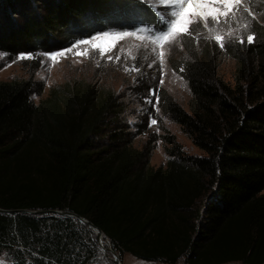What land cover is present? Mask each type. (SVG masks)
Wrapping results in <instances>:
<instances>
[{
  "label": "trees",
  "instance_id": "1",
  "mask_svg": "<svg viewBox=\"0 0 264 264\" xmlns=\"http://www.w3.org/2000/svg\"><path fill=\"white\" fill-rule=\"evenodd\" d=\"M134 1L0 0V52L53 53L137 25L166 31ZM248 8L263 30L264 0ZM252 33L244 48L194 36L171 60L190 98L185 108L161 90L159 110L203 155H185L166 132L164 167L150 165V148L134 147L121 96L97 68L96 81L53 87L37 104L41 84L0 81V209L12 212L0 214V255L23 249L38 264H98L93 239L84 255L75 250L85 244L74 226L86 227L57 213L68 212L120 256L264 264V36ZM224 55L235 61L231 82L219 74Z\"/></svg>",
  "mask_w": 264,
  "mask_h": 264
},
{
  "label": "rangeland",
  "instance_id": "2",
  "mask_svg": "<svg viewBox=\"0 0 264 264\" xmlns=\"http://www.w3.org/2000/svg\"><path fill=\"white\" fill-rule=\"evenodd\" d=\"M42 2L45 3V0ZM134 2L147 6L153 17L167 31V18L161 19V15L168 9L160 0H135ZM251 3H255V0H240L238 5L233 4V11L227 18L220 17L219 23L212 21L209 27L204 26L203 17L190 14L189 19H192L194 23L189 25V32L175 39L169 37L165 40L162 32L148 25H137L132 30L123 32H105L109 34L107 38H104V33H101L90 38L75 40L69 48L53 53L36 52L10 56L0 52V81L29 79L36 85L41 84L42 94L36 92L31 96L33 102L37 104L48 96L53 87L74 80L96 81L94 69L97 68L101 71V76L105 75L101 81L103 87L113 89L121 96L124 121L128 132L132 134L134 147L142 149L147 146L152 150L151 166L158 168L166 165L168 159L166 150L170 147L163 139L166 132L175 138L185 155L201 156L203 154L191 144L181 128L162 115L156 96L163 90L186 108L190 98L187 86L170 67L172 59H178L179 55L185 54L183 47L185 40H191L194 36H203L218 45L230 41L238 48H244L250 44L247 42V37L250 34L253 37L252 32H259L261 36H264V26L261 27L263 30L259 29L260 24L256 22L255 16L248 8ZM211 6L221 11L225 10L221 3ZM203 11L201 9V12ZM3 23L4 21H0L1 26ZM124 33L128 35H123ZM217 35L222 36L223 41L215 40L214 37ZM81 40H87L90 43H78ZM93 45H100L107 51L101 54V48ZM69 49L71 51H68ZM77 52L84 54L76 55ZM53 55L56 57L55 60L50 59ZM218 64L222 79L225 82H231L235 69L234 59L224 55L219 58ZM153 120L156 121L155 124L152 123ZM82 226L86 229H82L79 225H75L74 229L85 245L76 243L75 250H79L80 254L84 255L91 246L90 239H93L97 247V256L91 262L114 264L112 253L107 252L109 248L112 249L110 242L104 237L103 243L107 249L105 251L107 253L104 254L99 246L97 235L87 226L83 224ZM14 250L2 253L0 264H38L23 249L20 253ZM115 253L122 264H161L147 263L128 254L120 256L119 253ZM33 256L36 257V255ZM177 264L185 263L180 260Z\"/></svg>",
  "mask_w": 264,
  "mask_h": 264
},
{
  "label": "snow or ice",
  "instance_id": "3",
  "mask_svg": "<svg viewBox=\"0 0 264 264\" xmlns=\"http://www.w3.org/2000/svg\"><path fill=\"white\" fill-rule=\"evenodd\" d=\"M162 4L166 6L168 9L161 15V19L167 18V31L164 32L163 29L162 35L163 38L166 40L169 37L175 39L177 36L181 34H187L189 32V25L194 23L192 19H189V15L193 16H201L205 21L204 26L209 27L212 21H216L219 23L220 17L227 18L229 13L233 11V4L238 5L240 0H160ZM216 3H221L224 5L223 11L216 7H212ZM195 5H199L203 12H197ZM104 38L109 36L108 33H104ZM123 35H128V33H124ZM93 39H98V37H93ZM217 41H223V37L217 35L214 37ZM253 41V37L249 35L247 37V42L251 43ZM243 42V41H241ZM78 43L85 44L90 43L87 40H81ZM75 46V45H74ZM94 47L101 48V54L107 51L106 48L101 47L100 45H93ZM223 47V43L220 44ZM68 51H71L69 49ZM59 55H63L64 53H58ZM83 52H77L76 55H83ZM55 55L51 56V60H55ZM153 124L156 123L155 120L152 121Z\"/></svg>",
  "mask_w": 264,
  "mask_h": 264
},
{
  "label": "water",
  "instance_id": "4",
  "mask_svg": "<svg viewBox=\"0 0 264 264\" xmlns=\"http://www.w3.org/2000/svg\"><path fill=\"white\" fill-rule=\"evenodd\" d=\"M11 213H12L11 211H5V210L0 209V214H7L8 215V214H11ZM38 213L39 214L40 213L43 214L44 212H38ZM38 213H34L33 212V213H30V214H38ZM57 213L62 215V216H65V217L74 218V219L78 220L81 224L87 226V228L89 230H91L93 233H95L97 235V239H98V242H99V246L101 247V251L104 254H106L107 252H111L112 255H113V258H114L113 259L114 264H122L121 263V259L119 258V256L112 249L109 248V250L107 252L103 251V248L101 246L100 240L102 239V237H104V235H103L102 231L99 228L95 227L92 223H90L86 219H84V218H82V217H80V216H78L76 214L68 213V212H62V213L57 212Z\"/></svg>",
  "mask_w": 264,
  "mask_h": 264
},
{
  "label": "bare ground",
  "instance_id": "5",
  "mask_svg": "<svg viewBox=\"0 0 264 264\" xmlns=\"http://www.w3.org/2000/svg\"><path fill=\"white\" fill-rule=\"evenodd\" d=\"M195 7H196L197 12H201V8L199 7V5H195ZM103 241H104V237H102V239L100 240V243H101L103 250L106 251L107 249L105 248Z\"/></svg>",
  "mask_w": 264,
  "mask_h": 264
}]
</instances>
